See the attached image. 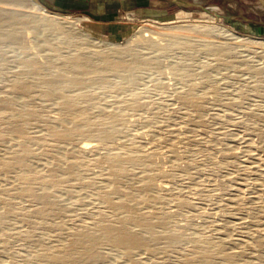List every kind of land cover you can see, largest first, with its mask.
Instances as JSON below:
<instances>
[{"label": "rangeland", "instance_id": "rangeland-1", "mask_svg": "<svg viewBox=\"0 0 264 264\" xmlns=\"http://www.w3.org/2000/svg\"><path fill=\"white\" fill-rule=\"evenodd\" d=\"M37 1L74 21V38L27 23L19 27L18 42L1 39L0 98L12 102L13 108L6 118L20 119L26 110L22 94L12 87L17 79L29 78L26 64L35 59L36 73L44 81L28 104L36 116L26 134L46 136L48 127L67 134L70 123L78 121L73 123V136L63 137L62 144L48 138L39 145L52 159L30 160L31 170L46 164L61 166L64 150L87 138L98 146L77 161L76 171L82 178L68 180L63 186L66 191L62 188L55 193V206L44 209L40 216L36 214L42 210L40 203L12 191L7 204L11 214L5 227H0V264H48L31 257L40 246L51 252L68 250L80 225L99 228V221L119 224L125 213L111 210L98 195L106 189L113 153L135 150L136 144L141 145L137 154L148 153L152 159L130 170L139 174L138 178L152 176L155 189L151 192L158 199L144 203L138 211L152 220L165 216L169 225L155 228L160 242L149 251L135 249L131 256L105 245L104 256L93 264H185L186 257L193 264H264V46L239 42L226 34H216L208 41L198 30L223 24L237 34L264 39V0H105L103 9L98 0ZM78 18L82 20L75 22ZM181 25L196 28L190 33L195 39L187 48L175 45L159 51L138 39L140 34L144 39L157 38V46H164L163 36L151 31L168 32L167 27ZM114 44L129 48L126 55H146L158 65L140 67L130 76L123 69L110 72L98 51L112 49ZM222 45L229 52L220 53ZM84 50L93 56L97 71L95 78L76 82L78 68L72 58ZM176 68L183 69L185 75L175 74ZM61 76L65 83L73 82L67 90L71 94L93 96L86 104L92 120L99 119L103 109L106 115L122 117L123 131L109 143L78 133L82 115L67 114L60 105L62 93L57 91L56 80ZM97 77H107L111 87L99 88ZM136 95L139 104L133 105ZM12 136L6 134V141L11 142ZM7 144L0 145V157ZM31 170L23 173L28 175ZM117 182L121 189L131 188L134 198L139 196L129 178ZM16 183L12 175L0 176V188ZM160 185L167 191H158ZM4 207L0 203V211ZM172 231H180L183 238H166ZM218 244L222 249H217ZM228 253L234 254L231 261L224 259ZM205 257L211 261L205 263Z\"/></svg>", "mask_w": 264, "mask_h": 264}, {"label": "bare ground", "instance_id": "bare-ground-1", "mask_svg": "<svg viewBox=\"0 0 264 264\" xmlns=\"http://www.w3.org/2000/svg\"><path fill=\"white\" fill-rule=\"evenodd\" d=\"M0 4H1L0 5V41H3L1 39H6V40L8 39L11 43L18 42L21 32L19 27H21L22 24H27V23L34 25H41L45 31L57 33L58 35L64 36L65 38H70V39L74 38L72 31L74 27L73 26L74 21L72 22L69 18L63 16L60 13L46 9L37 0H0ZM81 20H82L81 18H78L76 19L75 22H80ZM167 29L169 30L168 32L151 31L153 34L163 36L162 40L165 42V44L163 43L161 45L164 46H157L160 45L159 44L160 42L156 40L157 38L155 39L156 41L154 40V38L144 39L141 38L142 35L140 34L138 35L139 37L138 39H140L141 43L146 47H155V46L159 47L158 49L159 51L165 50L166 48L167 49L172 48L175 45H180L187 48L192 45L195 39L193 38V36L190 35V33L193 32L196 28L190 27L189 25L167 27ZM198 30L206 37V40L208 41H211L212 37L215 36L216 34H221V35L226 34L228 36H231L232 38L237 39V41L239 42L264 46V39H257L251 36L237 34L236 32L229 29L227 26L223 24H219L217 26H202L199 27ZM84 41L88 43L89 39H85ZM77 43H79V41ZM219 47L223 49V51L220 53L224 54L225 52H229L225 46L222 45ZM129 51H130L129 48H122L120 45L114 44L112 49L101 48V50L98 51V53H99V57L102 60V63L105 65L108 71L117 72L118 70L123 69L128 73V76H130V74L134 70L140 67L158 65L156 61L152 60L149 56L146 55H141L139 53H132L131 55H126L125 53ZM92 57L93 56L85 52V50L80 51L73 56L72 58L73 65L75 69L78 68V70L76 69L78 71V74H76L78 76L75 79L76 82H81L85 78H89V77L92 78V76L96 73L97 70L94 66V59ZM36 65H37V61L35 59H30L26 64V67L28 66L27 69L29 74L28 73L27 74L29 78L17 79V81L13 83V87H12L13 91L20 92L27 104L26 108H24L26 110H24V112L20 114L19 117L20 119L6 118L7 114L11 111V109L13 110L12 102L0 98V145L4 143H8L7 144L8 147H6L4 154H2V156L0 157V176L4 178H9L10 175H12L17 182L16 185L14 186L9 187V185L7 184L8 188H0V203L4 204L5 206L4 209L3 210L1 209L2 211H0V227L8 223L7 217L11 213L7 208V204H9L8 202L9 199L13 197L12 191L16 190L14 192L16 196L18 195L20 197H26L40 203L42 205L40 206L42 210L38 209L39 210L38 211L36 209L37 210L36 214L40 216V214L44 212L43 211L44 209L50 208L55 204V200H56L55 193L58 192L59 190H62L64 184L68 180L75 178L77 180L79 178H82V176L78 174L76 171V167L78 166L77 161L79 159L82 161L85 158H87L90 155L89 153L92 152L94 149H96L98 146L97 144L92 143L93 140H88L87 138V140L81 141L79 144L76 145L74 144L73 146H70L72 148L67 147L69 149L64 150L63 156H60L63 159V162L60 161L62 162V164L59 163L61 164V166L59 165L56 166L54 164H48V165L46 164L45 166H42V169L40 170L38 169L31 170V166L28 163L30 160L32 161V160H40V159L43 160L52 159V155L46 153L45 150H41L39 148V145L45 143L48 138L53 142L54 141L57 142L63 139V137L71 136L74 133V130H76L74 129V127L76 126L73 123H76L78 121V120L76 122L72 121L70 123V126L68 125L69 132L67 134L66 132L64 134L63 129H62L63 131H59L55 127H54L55 129L48 127V130H46L47 131L46 136L26 134L25 132L26 127L29 124H31V121L36 116L35 110L28 104L29 102H31V97L35 92V90L38 88V84L44 81L43 77L36 73V68H35ZM185 73L186 72H183V69L181 68L175 69V74H177L178 76L185 75ZM96 76L98 75L96 74ZM63 78L64 77L61 76L59 79L56 80L58 84L57 91H60L62 93L60 99L61 102L60 105L63 111L67 114L78 112L80 113V115H82V120L80 121L81 125L77 126L79 128V130H77L78 133H81V135L82 134L88 135V137L96 136L99 137L101 140H103V142L109 143V141H111L113 137H115L117 134L123 131L122 117L111 114L106 115L104 114L103 109L102 110L99 109L101 110L100 111L101 115L99 119L92 120L86 109L87 108L86 104H89L93 100V96L91 94H84V93L75 94V95L71 94L70 91L67 90H69L72 87L73 82L67 81L65 83ZM99 79L95 83V85H98L99 88L107 89L111 87L110 83L106 80L108 79L107 77L101 78V80ZM76 82L75 84H77ZM92 82L94 83V81ZM128 83L131 82L128 81ZM134 98L135 99L133 105H138L139 104L138 95H136V97L134 96ZM63 119L65 120V118ZM69 120L71 121L72 119ZM6 134H12L15 140L12 141L13 138L12 136V138L10 137L12 143L6 141L5 138ZM62 143L63 141L61 140L60 144ZM139 145L140 144H136V147H134V149L136 150ZM135 150L125 151V152H123L122 150L121 152L118 153L112 152L113 155L111 157V164L108 166V170H107V181L105 180L106 187L104 188L106 189L102 193H99V195L97 194L98 199H101L100 201L106 203V205H108L111 210L116 212L117 210H121L123 211L122 213H125V216L121 217V219L119 218L120 219L119 224L118 223L115 224L109 221H103L100 223L99 221L100 224L99 228H92V226L94 225H92L91 228L85 225L83 226L80 225L81 227L78 225L79 226L78 229L75 232H73L74 235H72V238L75 237L77 241L76 240L72 242L70 241L72 245V248L70 249H72V251H70L69 249V247L71 246L68 247L69 251L66 248L65 249L60 248V250L57 249L58 250L57 252H51L48 250V247L40 246L41 248L40 249L38 248L39 250L37 252H35L33 255L31 254L28 255H31V257L34 258L36 257L38 259H42L43 261H46L48 264H93L95 261L102 259V257L104 256L102 252V248L105 245H111L117 249H120L121 251L125 252L128 255H130V253L135 249L137 250L141 249V251L142 250L149 251L150 247L154 245L156 241L158 242V240L161 237V236L159 237L160 234L158 236L154 235L155 233L154 231L156 230L155 228L157 227L166 228L169 225V220L165 216L156 217L155 220H152L150 219V217H147L145 214H141L140 211H138V207L142 206L144 203L146 204L147 202L154 201L157 197L153 195L154 193L151 192V189L154 188L152 176L145 177L144 175L143 178H138L139 174L137 175L135 173H132L130 170L131 166L132 167L136 165L141 166V164H145L151 161L152 159V156L150 154L148 153L137 154L136 153L137 150L136 151ZM227 151H230V149H228ZM58 169L61 170L58 171ZM27 170H31V173L28 175H26L25 172L23 173V171H27ZM122 178L124 179L129 178V180L133 181L135 190L139 194L138 197L136 194L135 197L137 198H134L131 188L121 189L120 187L117 186L118 183L117 181ZM157 190L161 192L167 191L164 185L163 186L160 185V187H158ZM63 191H66V189L63 188ZM117 213L121 215L119 212ZM180 231H172L170 232L169 235L166 236V238L171 240H180L181 238H183L182 233ZM42 240L45 242L44 239ZM36 241L38 240L36 239ZM73 242L75 243L73 244ZM37 244L39 245V243ZM65 246L68 245L65 244ZM216 247L217 249L220 250L222 249V244H218L216 245ZM133 254L131 253V256ZM208 255L211 256L210 254ZM233 256H234L233 253H228L225 254L224 259L230 260L232 259ZM34 258H31V260ZM209 260H210L209 257H205V259H203L205 263L208 262ZM185 261H186L185 264L194 263L191 260V258L189 259L187 257ZM7 264H14V263L10 261Z\"/></svg>", "mask_w": 264, "mask_h": 264}, {"label": "snow or ice", "instance_id": "snow-or-ice-1", "mask_svg": "<svg viewBox=\"0 0 264 264\" xmlns=\"http://www.w3.org/2000/svg\"><path fill=\"white\" fill-rule=\"evenodd\" d=\"M98 6L100 9H103L105 7V0H98Z\"/></svg>", "mask_w": 264, "mask_h": 264}]
</instances>
